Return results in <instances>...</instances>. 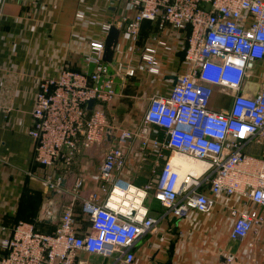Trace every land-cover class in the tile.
<instances>
[{
    "label": "built area",
    "instance_id": "built-area-1",
    "mask_svg": "<svg viewBox=\"0 0 264 264\" xmlns=\"http://www.w3.org/2000/svg\"><path fill=\"white\" fill-rule=\"evenodd\" d=\"M120 2L124 13L103 22L98 38L89 42L85 70L63 68L57 79L39 81L29 131L35 140L34 161L47 168L62 160L71 165L85 149L113 139L97 189L84 196L81 176L72 186L89 225L77 226L74 202L64 206L51 233L34 222L18 221L4 228L0 264H89L79 259L83 252L101 256L98 264H136L138 240L158 224L146 205L149 195L177 219L191 210L208 213L222 197H242L244 207L231 210L230 238L243 240L264 227V0ZM144 22L155 23L162 34L151 36L141 49L139 64L145 71L161 73L160 52L173 50L170 32L182 46L188 70L178 75L169 95L151 98L138 137L126 128L116 135L110 111L120 96L117 86L137 75L132 54ZM113 26L121 34L108 64L103 56ZM257 78L258 92L243 94L245 82ZM218 85L236 92L226 112L208 106ZM151 126L163 129L164 136H151ZM136 138L142 155H156L142 187L119 176L128 144ZM178 158L200 161L201 173L183 172ZM62 181L63 176L46 178L57 193L64 189ZM234 261L226 257L227 264Z\"/></svg>",
    "mask_w": 264,
    "mask_h": 264
},
{
    "label": "crops",
    "instance_id": "crops-1",
    "mask_svg": "<svg viewBox=\"0 0 264 264\" xmlns=\"http://www.w3.org/2000/svg\"><path fill=\"white\" fill-rule=\"evenodd\" d=\"M123 13L120 0H7L0 5V241L7 236L4 228L18 221L34 222L38 228L53 232L64 206L71 202L75 203L77 226L86 218L71 194L72 186L81 176L85 178L84 196L97 189L100 166L113 139L85 149L71 165L62 160L55 167L40 166L34 161L35 140L29 134L34 97L41 79H57L63 68L85 70L84 53L89 42L98 38L100 25ZM155 34L162 35L156 24H142L132 54L137 75L117 86L120 96L110 111L116 135L126 128L138 137L151 98L169 95L175 78L188 70L182 46L170 32L167 38L173 50L170 54L160 52L164 59L161 73L153 76L145 71L139 64L141 49ZM260 84V78L248 79L243 94L255 95ZM213 88L209 109L226 112L236 92L219 85ZM120 111L121 116L117 114ZM150 135L161 138L164 130L151 126ZM126 152L119 176L142 187L150 179L156 155H142L139 138L128 144ZM50 175L63 176L61 193L49 187L46 178ZM244 202L238 196L222 197L210 212L191 210L181 219L165 208H152L150 214L158 224L138 240L136 264H227L228 256L235 258L233 264H264V227L243 240L230 238L234 222L231 210L243 208ZM247 206L252 207L250 202ZM79 259L89 264L103 262L101 256L85 252Z\"/></svg>",
    "mask_w": 264,
    "mask_h": 264
},
{
    "label": "water",
    "instance_id": "water-1",
    "mask_svg": "<svg viewBox=\"0 0 264 264\" xmlns=\"http://www.w3.org/2000/svg\"><path fill=\"white\" fill-rule=\"evenodd\" d=\"M120 34H121L120 29L113 26L111 28L107 38H106V45H105V51H104V61L106 63L112 64L114 61L116 48H117V45L119 43ZM175 81L177 82L178 78H175ZM93 105H94V101L91 100L89 102L88 108L92 109ZM109 134H110V131L108 132V136H109Z\"/></svg>",
    "mask_w": 264,
    "mask_h": 264
},
{
    "label": "bare ground",
    "instance_id": "bare-ground-1",
    "mask_svg": "<svg viewBox=\"0 0 264 264\" xmlns=\"http://www.w3.org/2000/svg\"><path fill=\"white\" fill-rule=\"evenodd\" d=\"M182 166L183 172H192L195 175H199L202 171V163L200 161H193L191 159V162L187 161L190 160L189 158H178Z\"/></svg>",
    "mask_w": 264,
    "mask_h": 264
},
{
    "label": "rangeland",
    "instance_id": "rangeland-1",
    "mask_svg": "<svg viewBox=\"0 0 264 264\" xmlns=\"http://www.w3.org/2000/svg\"><path fill=\"white\" fill-rule=\"evenodd\" d=\"M106 45V44H105ZM105 51V50H104ZM103 59H104V56H103ZM109 64V63H108ZM72 69V68H71ZM117 114H119L120 116H121V114H122V111H120V112H118ZM32 118H33V116H32ZM193 160V159H192ZM187 161H189V162H191V159L190 160H188L187 159ZM193 161H195V160H193ZM182 171H183V169H182ZM50 176H52V175H50ZM53 177V176H52ZM85 179V178H84ZM63 182V181H62ZM81 204V203H80ZM146 205L149 207V209H150V212H151V209L152 208H163L162 207V205L159 203V202H157L156 200H155V198H153V196L152 195H149L148 196V198H147V200H146ZM85 218V217H84ZM84 220V221H83ZM80 222H81V225L83 224V222H84V224L85 225H87L89 222L87 221V219L85 218V219H83V218H81L80 219ZM84 225V226H85ZM39 229H41V228H39ZM41 231L42 232H44V233H50L49 231L47 232V230H42L41 229Z\"/></svg>",
    "mask_w": 264,
    "mask_h": 264
},
{
    "label": "trees",
    "instance_id": "trees-1",
    "mask_svg": "<svg viewBox=\"0 0 264 264\" xmlns=\"http://www.w3.org/2000/svg\"><path fill=\"white\" fill-rule=\"evenodd\" d=\"M150 23V22H149ZM152 24H155V23H152Z\"/></svg>",
    "mask_w": 264,
    "mask_h": 264
}]
</instances>
